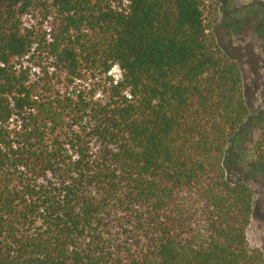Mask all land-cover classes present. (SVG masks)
Segmentation results:
<instances>
[{
    "label": "trees",
    "instance_id": "1",
    "mask_svg": "<svg viewBox=\"0 0 264 264\" xmlns=\"http://www.w3.org/2000/svg\"><path fill=\"white\" fill-rule=\"evenodd\" d=\"M218 15L0 0V264H264L225 166L249 106Z\"/></svg>",
    "mask_w": 264,
    "mask_h": 264
},
{
    "label": "rangeland",
    "instance_id": "2",
    "mask_svg": "<svg viewBox=\"0 0 264 264\" xmlns=\"http://www.w3.org/2000/svg\"><path fill=\"white\" fill-rule=\"evenodd\" d=\"M219 15L213 31L220 47L242 69L249 115L227 148L225 166L233 182L245 181L254 192L248 227L252 247L264 253V165L254 147L264 131V0H217ZM114 67L113 74L119 75Z\"/></svg>",
    "mask_w": 264,
    "mask_h": 264
},
{
    "label": "clouds",
    "instance_id": "3",
    "mask_svg": "<svg viewBox=\"0 0 264 264\" xmlns=\"http://www.w3.org/2000/svg\"><path fill=\"white\" fill-rule=\"evenodd\" d=\"M118 69H114V71H117Z\"/></svg>",
    "mask_w": 264,
    "mask_h": 264
}]
</instances>
